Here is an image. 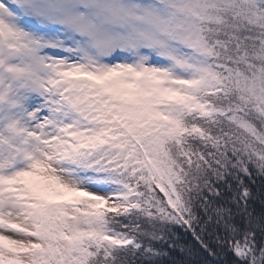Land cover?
<instances>
[{"label":"snow or ice","instance_id":"obj_1","mask_svg":"<svg viewBox=\"0 0 264 264\" xmlns=\"http://www.w3.org/2000/svg\"><path fill=\"white\" fill-rule=\"evenodd\" d=\"M0 264H264V0H0Z\"/></svg>","mask_w":264,"mask_h":264},{"label":"trees","instance_id":"obj_2","mask_svg":"<svg viewBox=\"0 0 264 264\" xmlns=\"http://www.w3.org/2000/svg\"><path fill=\"white\" fill-rule=\"evenodd\" d=\"M187 239H189V240H190V239H191V238H190V236H189V237H187Z\"/></svg>","mask_w":264,"mask_h":264}]
</instances>
